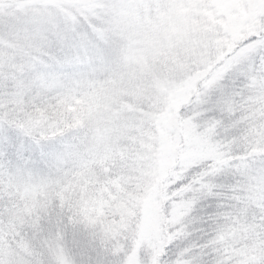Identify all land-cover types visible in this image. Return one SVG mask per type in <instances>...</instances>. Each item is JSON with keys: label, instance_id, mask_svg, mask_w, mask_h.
<instances>
[{"label": "snow or ice", "instance_id": "1", "mask_svg": "<svg viewBox=\"0 0 264 264\" xmlns=\"http://www.w3.org/2000/svg\"><path fill=\"white\" fill-rule=\"evenodd\" d=\"M132 258L264 264V0H0V264Z\"/></svg>", "mask_w": 264, "mask_h": 264}, {"label": "rangeland", "instance_id": "2", "mask_svg": "<svg viewBox=\"0 0 264 264\" xmlns=\"http://www.w3.org/2000/svg\"><path fill=\"white\" fill-rule=\"evenodd\" d=\"M223 23V22H220ZM148 53L141 49H133L129 52L128 63L130 66L139 68L145 63ZM170 87L167 91V95L164 98L163 111L159 114V124L161 133V144L158 145L160 148V155L158 157V171L162 172L168 165V161L165 158V153H171L178 149L181 144V138L185 141L189 138V133L182 127H174L173 114L178 113L180 108L184 106L189 100V92L187 86L178 82L177 80L170 81ZM199 148V142L194 141L193 147L183 155L194 156L197 154ZM38 198L39 193L35 194ZM137 203H142L145 207L150 206V201L147 197H144L141 201L131 202V206L122 205L120 210L125 215H134V209ZM133 264H135V258Z\"/></svg>", "mask_w": 264, "mask_h": 264}]
</instances>
